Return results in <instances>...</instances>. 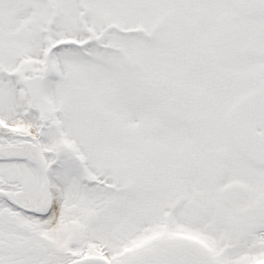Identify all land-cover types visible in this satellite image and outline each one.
<instances>
[{
	"label": "snow or ice",
	"instance_id": "snow-or-ice-1",
	"mask_svg": "<svg viewBox=\"0 0 264 264\" xmlns=\"http://www.w3.org/2000/svg\"><path fill=\"white\" fill-rule=\"evenodd\" d=\"M0 264H264V0H0Z\"/></svg>",
	"mask_w": 264,
	"mask_h": 264
}]
</instances>
